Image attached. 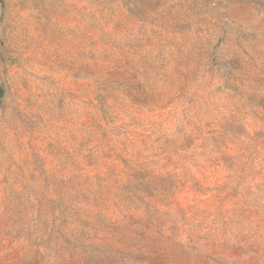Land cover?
<instances>
[{"label":"rangeland","instance_id":"1","mask_svg":"<svg viewBox=\"0 0 264 264\" xmlns=\"http://www.w3.org/2000/svg\"><path fill=\"white\" fill-rule=\"evenodd\" d=\"M0 264H264V0H0Z\"/></svg>","mask_w":264,"mask_h":264}]
</instances>
